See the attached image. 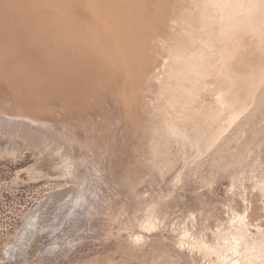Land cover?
I'll use <instances>...</instances> for the list:
<instances>
[{
    "label": "bare ground",
    "instance_id": "6f19581e",
    "mask_svg": "<svg viewBox=\"0 0 264 264\" xmlns=\"http://www.w3.org/2000/svg\"><path fill=\"white\" fill-rule=\"evenodd\" d=\"M263 102L264 0H0V156L30 150V176L70 185L7 253L105 212L110 235L159 231L210 264H264V178L237 171L202 228L191 211L170 225L165 197L142 188L175 155L187 170L213 159Z\"/></svg>",
    "mask_w": 264,
    "mask_h": 264
},
{
    "label": "rangeland",
    "instance_id": "374dc122",
    "mask_svg": "<svg viewBox=\"0 0 264 264\" xmlns=\"http://www.w3.org/2000/svg\"><path fill=\"white\" fill-rule=\"evenodd\" d=\"M260 109L256 117L232 134L228 144L213 159L197 169L187 170L175 155L178 164L172 172L165 176L149 173L142 188L165 197L170 225H177L191 211L197 215L202 228L207 213L216 204L228 206L231 202L228 189L237 171L244 170L246 177L254 182L264 178V102ZM33 155L25 149L18 158L0 156V264H210L200 254L193 255L165 241L159 231L148 233L139 242H134L124 227L120 233L110 235L105 228V212V216L83 221V227L72 225L70 220L63 221V225H55L58 232L52 231L55 226L51 232L44 230L34 236L35 242L32 239L30 246L22 248V253L8 254L24 216L52 192L67 190L70 186L64 178L53 179L45 173L30 176L28 169L36 163ZM18 176L19 180L14 181ZM200 194L205 195L204 203L200 201ZM138 206L132 211L137 226L142 213Z\"/></svg>",
    "mask_w": 264,
    "mask_h": 264
}]
</instances>
